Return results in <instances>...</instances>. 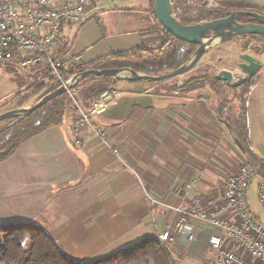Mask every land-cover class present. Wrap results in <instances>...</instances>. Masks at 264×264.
I'll return each mask as SVG.
<instances>
[{"label":"crops","instance_id":"obj_1","mask_svg":"<svg viewBox=\"0 0 264 264\" xmlns=\"http://www.w3.org/2000/svg\"><path fill=\"white\" fill-rule=\"evenodd\" d=\"M210 1L230 11L264 14V0ZM95 12L115 14L116 26L110 27L114 24L109 19L105 27L118 30L107 29L110 36L106 37L86 28L87 16ZM154 23L151 0L114 4L99 0L82 21L62 27L64 59L73 64L76 56L89 62L115 52H131ZM75 25L85 32L66 40L65 30L73 35ZM103 26L99 30L106 32ZM92 32L95 36L90 37ZM157 88V84L123 80L116 103L92 117L105 129L104 140L88 130L78 140L73 121H65L28 139L0 162V224L36 223L62 245L70 259L88 263L158 239L167 224L178 220L176 208L186 205L178 193L188 182H194L190 199L199 196L205 203H220L228 175L238 169L245 155L218 116V104L206 93L170 94ZM247 108L249 113V103ZM249 139L253 147L251 127ZM255 178V188H248V204L264 224L258 195L264 187V170ZM150 195L163 204H152ZM194 224L193 241L171 231L174 240L167 248L179 264H205L213 257L210 239L216 229L198 221ZM226 246L254 264H264L235 242Z\"/></svg>","mask_w":264,"mask_h":264},{"label":"trees","instance_id":"obj_2","mask_svg":"<svg viewBox=\"0 0 264 264\" xmlns=\"http://www.w3.org/2000/svg\"><path fill=\"white\" fill-rule=\"evenodd\" d=\"M172 6L174 15L183 24L219 19L232 12L225 8H205L202 4L190 6L187 4V0H172ZM151 10L155 17V23L142 33L141 44L131 52H115L81 64H67L64 59L60 71L61 76L68 78L70 75L79 74L90 68H132L144 74L159 75L182 66L191 58L197 46L175 38L162 27L155 15L154 0H151ZM240 17L246 18L247 16L241 15ZM252 37H256V35ZM152 40L154 41L150 42ZM24 59H26L25 56L14 49L11 57L0 61V65L6 71L19 75L17 64ZM18 78L17 85H24L29 91H33L32 97L38 99L57 89L61 84L58 76L45 64H39L36 70L30 72L29 75L24 74ZM115 79L114 77L90 75L75 85L72 91L74 93L77 91L75 97L82 107L85 110H90L92 100L110 92ZM213 80L217 83H224V80L216 78L215 75ZM80 86H82L81 89ZM205 86L212 87L220 93L225 90V86L214 83L205 73L188 79L185 90H179V92H189ZM174 87L175 85H173ZM30 98L31 96L25 100ZM71 102V98L65 92L26 116L4 119L8 123L0 128V162L12 156L21 144L33 136L50 126L62 125L68 115V103ZM224 104L221 103L217 106V113L221 120L226 121ZM74 109L73 119L78 114L76 106ZM226 122L244 155L259 165L260 174L261 170H264V160L256 155L249 139V113L245 100L240 103L239 111L233 119ZM27 239L30 241L29 246L25 245ZM147 259L152 260L154 264H173L174 262L166 247L157 238H150L97 261L80 263L70 259L62 245L36 223L0 224V261L4 264H131L133 261Z\"/></svg>","mask_w":264,"mask_h":264},{"label":"built area","instance_id":"obj_3","mask_svg":"<svg viewBox=\"0 0 264 264\" xmlns=\"http://www.w3.org/2000/svg\"><path fill=\"white\" fill-rule=\"evenodd\" d=\"M99 0H0V61L11 57L13 50L25 56L23 64H45L60 80V86L76 82L77 74L63 78L60 74L64 64L62 48L64 37L62 27L82 21L93 3ZM111 4L119 0H108ZM75 64L83 63L76 56ZM3 72L0 65V74ZM73 88L66 92L78 110L72 120V126L80 139L83 130H88L104 140L105 129L92 120L114 105L120 93L110 91L109 96H98L92 100L90 110H85L76 99ZM117 152V149H114ZM259 175V165L245 156L237 170L226 179L222 201L218 204L205 203L199 196L189 198L194 182H188L178 193L186 203L179 211V218L174 224H167L159 233L158 240L167 248V243L174 240L172 229L184 234L187 241L195 238L194 222H202L216 229L217 234L210 239L214 250L213 257L205 264H254L240 254L229 249L227 242L242 246L251 256L264 262V224L258 219L248 204V188L254 176ZM261 211L264 212V187L259 190ZM152 204H163L156 197L149 196ZM169 252V250H168ZM170 253V252H169ZM173 264H179L173 262Z\"/></svg>","mask_w":264,"mask_h":264},{"label":"rangeland","instance_id":"obj_4","mask_svg":"<svg viewBox=\"0 0 264 264\" xmlns=\"http://www.w3.org/2000/svg\"><path fill=\"white\" fill-rule=\"evenodd\" d=\"M187 4L190 6L202 4V6L205 8H213V9L222 8L220 5L210 0H187ZM109 19L114 24V25H110V27L116 26L118 19L115 14L104 15V14H99V12L90 13L87 16V19L86 20L84 19L85 20L84 23H87L86 28L95 29L102 36L109 37L110 34L107 33V29L116 30V31L118 30L117 27H115L114 29L105 27ZM76 25L73 28V35L70 34L69 29L65 30L64 36L66 40L72 41L73 37L77 32L79 31L85 32V28L83 29L79 26L77 28ZM101 26H103L102 29L104 31L106 30V32H102L99 30V27ZM93 33L94 32L89 33V36L90 37L95 36V34ZM241 37L239 36L237 38H234L233 40H230L229 45L224 46L223 48L220 47L221 45L223 46L222 42H219V44L210 47L207 53L203 56L202 60L197 64V66L188 73L163 83H151V84H157L158 85L157 91L159 92L176 94V93H180L177 87V82H182L185 86L188 79H190L193 76H201L206 73L210 76L211 80L213 81L214 75L223 68H230V69H234L235 71L238 68V63L241 61L239 57L241 53L244 52L251 53L253 51L256 52V54L257 53L260 54L261 51H259L258 49V45L260 44L263 48L262 54L256 56L260 57V60L262 62V68L257 73V75H255L253 78L249 80H246L243 85L238 87H228L226 85H223L225 86V90L222 93L216 91L215 89L209 86H205L203 88L189 91V93H191L192 95L199 93H206L209 94V96L211 97L212 103H217L218 105L219 104L221 105V103H225L224 118L226 121L233 119V117L238 113L240 103H243V100L246 101L247 106L249 103V127H251V133H252V143H253L252 148L255 153L257 150L259 154H262L264 156V38L259 36L261 39L257 38L255 40L252 39L253 38L252 36H248V38H244V37L241 38ZM153 41L154 40L150 42ZM220 57L222 58L221 60H219ZM23 61L17 64V69H18L17 71L19 75H16L14 72L13 73L8 72L5 69H3V72L0 74V113L16 107L34 104L39 100L37 97H32L33 91L32 92L31 90L29 91L24 85L23 86L17 85L18 84L17 80H19L18 78L19 76L24 74L29 75V73L36 70V68L39 65V64L34 65L29 62L23 64ZM123 75L126 76L129 74L124 73ZM123 80L125 79L116 78L115 81H113L110 90L121 93L122 92L121 84ZM213 82L216 84H220L215 81ZM173 85H175L174 88ZM81 88L82 86H80V89ZM76 92L74 94H77ZM29 96H31V98L29 100H25ZM74 106L75 103L73 102L68 103V115L65 121L71 122L73 120V114L75 113ZM7 123L8 121L6 120L0 121V128L5 126ZM256 155L258 156L257 153ZM255 177L256 176L252 178V181L250 183V187L252 189L255 188L254 185H255V181L257 180ZM25 245L26 246L30 245L29 239L26 240Z\"/></svg>","mask_w":264,"mask_h":264},{"label":"water","instance_id":"obj_5","mask_svg":"<svg viewBox=\"0 0 264 264\" xmlns=\"http://www.w3.org/2000/svg\"><path fill=\"white\" fill-rule=\"evenodd\" d=\"M154 11L157 20L168 33L179 40L197 46L194 54L182 66L159 75L144 74L132 68H90L77 74L75 83L71 84L67 82L66 85L59 86L34 104L16 107L0 113V121L14 116H26L30 114L49 100L64 94L68 89L73 88L85 77L90 75L163 83L186 74L195 68L207 53L208 49L217 42H224L239 36H264V14L258 11L234 10L225 17L195 24H183L176 18L173 12L172 0H154ZM241 15L250 17L255 21H240L239 17ZM239 57L241 61L238 63V67H240L242 74L235 73L234 69L223 68L221 72L224 83L220 84L228 87L241 86L246 80L257 75L262 68L260 58L252 53L244 52L241 53ZM221 59L220 57L219 60ZM124 73H128L129 75L124 76ZM177 87L180 91L185 90V86L182 82H177ZM103 96L107 97L109 93L107 92Z\"/></svg>","mask_w":264,"mask_h":264},{"label":"flooded vegetation","instance_id":"obj_6","mask_svg":"<svg viewBox=\"0 0 264 264\" xmlns=\"http://www.w3.org/2000/svg\"><path fill=\"white\" fill-rule=\"evenodd\" d=\"M239 20H240V21H243V22L255 21V20L251 19L250 17H246V18H244V17H239ZM251 36H253V35H251ZM256 36H258V37H253L252 39H255V40H256L257 38L261 39V38L259 37V35H256ZM240 37H241V36H240ZM242 37H244V38H248V36H242ZM242 37H241V38H242ZM235 38H237V37H235ZM263 38H264V37H263ZM233 39H234V38H233ZM233 39H231V40H233ZM227 41H230V40H227ZM227 41H224V42H227ZM258 41H260V40H258ZM258 49H259V51H261L260 54H262V50H263V48H262V46H261L260 44L258 45ZM251 53H252L253 55H255V56H256V55H260L259 53L256 54V52H253V51H252ZM243 84H244V83H243ZM243 84H242V85H243Z\"/></svg>","mask_w":264,"mask_h":264},{"label":"bare ground","instance_id":"obj_7","mask_svg":"<svg viewBox=\"0 0 264 264\" xmlns=\"http://www.w3.org/2000/svg\"><path fill=\"white\" fill-rule=\"evenodd\" d=\"M221 71H222V69L219 70V71L215 74V76H216V78H218V79L224 80ZM234 72L237 73V74H241V70L239 69V67H238Z\"/></svg>","mask_w":264,"mask_h":264}]
</instances>
